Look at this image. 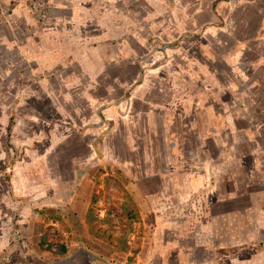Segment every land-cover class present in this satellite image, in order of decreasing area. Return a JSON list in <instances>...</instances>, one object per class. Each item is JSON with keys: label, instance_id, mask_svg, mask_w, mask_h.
I'll return each mask as SVG.
<instances>
[{"label": "rangeland", "instance_id": "1", "mask_svg": "<svg viewBox=\"0 0 264 264\" xmlns=\"http://www.w3.org/2000/svg\"><path fill=\"white\" fill-rule=\"evenodd\" d=\"M263 178L264 0H0V264H264Z\"/></svg>", "mask_w": 264, "mask_h": 264}, {"label": "crops", "instance_id": "2", "mask_svg": "<svg viewBox=\"0 0 264 264\" xmlns=\"http://www.w3.org/2000/svg\"><path fill=\"white\" fill-rule=\"evenodd\" d=\"M205 110L209 111L207 109H205ZM215 119H216V117L214 116V114H212L211 115V120H215ZM209 124L211 125V126H209V128H207L208 135L210 136L209 138H212L213 142H218L219 140L216 138V134H215V127H214L215 123L210 122ZM211 157L212 156L209 155L207 158H204V160L202 161V164L204 165V168H205V170L208 173V177H207L208 180H210V178H209V165H210V161L213 160V159H211ZM220 158H224V157L222 156ZM234 159L239 161V162L244 161V159H243V157H242V155L240 153H237L236 156H234ZM219 165H221V164H219ZM219 165L217 167H219ZM217 167H215L214 169H217ZM166 174H168V173H166ZM215 175H213L212 179H215ZM189 182L194 187L198 186V183L195 182V178H191L189 180ZM263 183H264V178H263ZM204 185H205V181H204ZM258 190H259V188H258ZM258 190H257V192H260V194L258 193L259 196L262 197V200L260 202L258 201V198H257L256 194L252 192L253 198H255V209H256V211L260 210V211H262L264 213V186H263V189H261L259 191ZM248 191H249V193L251 192L250 190H248ZM229 192H230L229 199L228 200L225 199L227 203L228 202H232L233 204L236 205L239 202V200L244 198V196H243V194L241 193L240 190L236 191V190H232L231 189V190H229ZM160 193L161 194H165L166 192L161 190ZM212 193L215 194V192H211V194ZM223 198H218V201H222ZM220 205H224L223 202ZM208 206H209V209H207V211L208 210L211 211V218H209V222L210 221L214 222L216 220L220 221V219L224 220V221H228L229 220V222H231L230 221V219L232 220V216L231 215L227 214L226 216H224L222 218L221 215H217V213H216V209L218 208L217 206L214 205V207H213L214 209H212L210 207V204H208ZM163 207H165V206L161 205V206L158 207L160 209L156 210V213H157V219L155 220L156 224L158 222L160 225H165V223L168 224V223L173 221L174 223L170 226V228L168 227L169 225L166 227V228L172 229L173 233L171 234L170 232H166L165 236L161 235V236L164 237V239H163L164 241H161V243H164L163 244L164 246H163V249L161 248L162 251L159 254H157V257H158V260H159L160 264H172V262H171L172 259L176 262L175 264H181V262H184L185 260L186 261L188 260V257L191 254H193V251H191V249H193L194 247H197L198 244H197L196 240H191L193 242L189 241V244L184 242L185 241L184 237H187L186 233H190V231L188 229L181 227V223H182V221L184 219L183 220H178V221L168 220L166 222L163 219V217L167 216V209H166V207L165 208H163ZM142 212L143 213L145 212V208L142 210ZM195 219H198V217H195ZM261 223H264V214H263V220H261ZM219 224H220V222L219 223H214V226H219ZM15 234H17L16 231L13 232L12 230H9L7 227H5L3 225H0V250L3 249L4 247H7V245L4 244V243L6 241L12 239V237ZM249 235H251V236H253V238H255V236L253 235L252 231H251V234H249ZM259 237L264 238V234L262 233L261 236H259ZM166 240L169 241V245L166 244ZM115 243L116 242H114V244ZM205 249L207 250V247ZM209 249H210V247H209ZM205 253H207L206 255H209L208 258H210V256H211L210 255L211 254L210 251L209 252H205ZM206 255L205 256L203 255L201 258H205ZM262 255H264V254H262ZM193 257H195V255ZM244 258H242V263L247 262V260H245ZM97 259H102V258L98 257ZM169 260H170V262H169Z\"/></svg>", "mask_w": 264, "mask_h": 264}, {"label": "trees", "instance_id": "3", "mask_svg": "<svg viewBox=\"0 0 264 264\" xmlns=\"http://www.w3.org/2000/svg\"><path fill=\"white\" fill-rule=\"evenodd\" d=\"M127 195L130 197L131 203L130 204H126L125 205V211L123 213H120L119 216H121L122 218L124 217H128L132 222H136L139 221L141 218L140 215V209H139V205L138 203L135 201L134 197L130 195V193L126 190ZM99 196H94L92 199V204H95L98 200ZM95 208V206H90L87 212V221L90 223V232L91 234H93L94 236L104 239L106 241H108L109 243H114V240L111 236H108L105 232H103L102 229L98 228V225L93 223L94 218H96L95 214L93 213L92 215V210ZM108 219H106L107 221ZM42 242H45L47 240L46 234H44L42 236ZM124 238L122 239V241L124 242L123 245H119L123 250H130L131 249V244H129L128 242H126L127 238L125 236H123ZM120 239H118L119 241ZM122 241L120 240V242L122 243ZM118 245V243H117ZM62 251H66L67 248L65 245L62 246Z\"/></svg>", "mask_w": 264, "mask_h": 264}, {"label": "clouds", "instance_id": "4", "mask_svg": "<svg viewBox=\"0 0 264 264\" xmlns=\"http://www.w3.org/2000/svg\"><path fill=\"white\" fill-rule=\"evenodd\" d=\"M120 189V188H119ZM140 209V208H139Z\"/></svg>", "mask_w": 264, "mask_h": 264}]
</instances>
